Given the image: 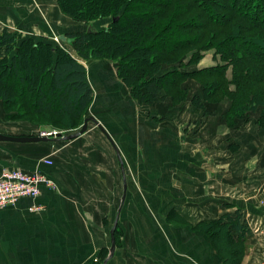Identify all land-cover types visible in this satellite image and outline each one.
Here are the masks:
<instances>
[{
	"label": "rangeland",
	"instance_id": "374dc122",
	"mask_svg": "<svg viewBox=\"0 0 264 264\" xmlns=\"http://www.w3.org/2000/svg\"><path fill=\"white\" fill-rule=\"evenodd\" d=\"M259 3L264 5V0ZM62 4L61 0H0V31L9 29L15 33L20 47L18 51L3 54L2 57L10 64L14 55L16 57L21 54L26 68L41 64L45 59H49L52 64L66 55L74 57L87 67L94 89L93 101L80 119H60L49 113H32L27 93L19 89L21 83L12 72L9 76L13 80L14 93L8 103L0 97V128L6 131L9 129L5 123L27 122L35 126L31 133L34 136H39L44 131H59L60 141L55 144L62 154L69 149L74 150L75 144L79 142L72 154V170L80 167V162L86 160L93 175L84 183L75 185L74 193L64 191L63 186L50 175L55 186L51 192L41 196L42 202L36 204L40 207L33 211L35 214L45 209L46 216L43 218H32V213L23 212L21 206L0 209V257H13L14 247L18 252L22 248L20 254L25 253L32 259L41 251L46 255H72L74 250L66 248H27L28 236H33L34 242L39 240L37 237L43 238V224L51 232L49 235L56 237L55 241H66L67 233L58 232V225L65 224L64 221L68 219L76 221L78 228L83 219L93 225L90 221L96 223V219L103 217L100 213L105 216L102 226L91 227L93 231L88 236L92 235L90 239H93V243L81 252L76 249L75 264H92L96 260H100L101 264L105 261L107 264H150L148 243L142 241L139 246L138 240L134 243L133 237L138 236L134 227L146 224L188 226L190 246L194 236L197 237L198 244L203 237L204 249L199 247L198 253L200 256L204 253L205 264H216L217 259L222 264H242L249 253L250 240L260 246L263 255L261 237L251 228V235L246 241H241L227 218V214L234 213L237 208L242 209L245 219L257 209L264 210V62L251 63L254 52L250 53L254 50L264 56L262 28H253L252 34L240 27L236 29L241 23L247 24L239 18H233L228 26L214 24L212 28L217 36L214 32L213 35L210 31L205 33L207 29L194 31L187 28L182 32L183 39H201L203 43L179 52L182 57L176 62H163L157 66H150V54L147 56L143 55L144 52H134L139 61L133 62L134 56L127 59L136 67L135 75L138 76L135 80L121 74L120 69L123 67L117 57L126 54L120 53V47L119 50L115 46L109 48L107 53L104 49V57L85 59L72 43L60 37L72 32L86 33L89 26L95 30L107 28L114 19L110 16L92 20L90 25L64 11ZM192 4H197L198 7L185 8L187 1L181 4V9L191 10L182 18L176 17L180 22L182 19L188 20L186 23L190 26H200L198 21L212 20L209 19L208 12L211 16L213 14L220 17L228 14L230 7L226 0H192ZM177 5H180L178 0H174L172 9L167 13L169 17ZM162 8L164 7L150 3L146 9L150 11L148 14L154 16ZM237 10L239 11L238 8ZM262 15L264 18V12ZM201 32L206 35L201 37ZM234 37H240L242 41ZM245 40L256 42L252 50ZM119 43L122 47L134 44L137 48L141 41L136 36H130L123 40L119 38ZM114 52L116 53L113 54ZM142 59H145V63ZM153 77L158 78L155 81H162L164 88L160 92L164 99L154 103L139 102L133 95L134 89L142 83L140 79L146 81ZM103 101L108 106L100 105ZM116 107H119L116 112H120V116L116 113L113 117L111 113ZM91 115L106 121L120 119V124L114 126V131L120 129V133L136 122L149 120L151 129L157 134L163 133L162 140L165 142L162 143V149L150 151L156 155H151L150 158L153 165L157 169L169 165L174 168L170 172L184 171L189 167V174L202 176L204 181L192 186H164V190L160 187L157 192L166 194V188L170 192L174 188L173 191L176 190L183 196V202L165 209L167 205L165 206L164 201H159L153 212L154 208L150 209L147 199L143 197V192L149 188L145 183L148 181V168L139 173L133 167L135 160L126 157L124 164L128 192L120 210L124 177L115 157V163H110L102 154V146H109L113 151L103 133L90 121L88 131L84 132L81 139L74 143L72 140L75 137L70 138V135L81 129L85 118ZM157 141L160 143L161 138L158 137ZM93 143L97 144L96 147L91 145ZM191 146L196 153L190 152ZM203 151L205 155L201 154ZM57 159L60 160L58 163L66 162L64 159ZM139 160L145 164L141 158L136 159V162ZM169 200L173 203L172 199ZM95 206L98 208H93ZM118 213L120 217L117 220ZM26 227H34L36 232H30ZM141 235L147 236V233ZM113 239L115 251L111 257ZM196 253L195 248V253L190 251L188 255L195 258Z\"/></svg>",
	"mask_w": 264,
	"mask_h": 264
},
{
	"label": "trees",
	"instance_id": "16d2710c",
	"mask_svg": "<svg viewBox=\"0 0 264 264\" xmlns=\"http://www.w3.org/2000/svg\"><path fill=\"white\" fill-rule=\"evenodd\" d=\"M61 1H63L62 9L64 11L72 14L77 20L89 22L90 25L92 20H102L110 16L114 19L110 27L107 28L95 30L89 26L90 28L86 33L72 32L65 35L70 40L67 41L72 43L77 52L85 59L104 57L106 56L104 51L107 53L109 48L115 46L116 50H119L120 47V53L124 52L126 55L122 54L124 58L119 55L117 60L121 61L120 63L123 67L122 70L120 69L122 76L128 77V79L134 78L137 80L136 76H138L135 75L137 73L136 67L127 59L128 57H133L135 55L134 52H144L143 55L147 56L150 54L149 56L152 57L149 58L150 66H157L163 62L174 63L179 57H182L180 56L181 52L201 45L203 43L201 39H183L181 37L183 30L187 28H191L194 31H205L207 29L205 33L210 31L213 35L214 29L212 26L214 24H219L221 27L228 26L234 20L233 18H239L247 24L243 25L241 23L243 26L237 25L236 29L240 27L242 28L241 30L252 34V29L258 27L262 28L261 30L264 32V18L262 15L264 5L259 3L262 0H226L230 3L229 13L220 17L213 14L211 16L208 12V17L212 20L198 21L200 26H195L194 24L190 26L186 23L188 20L182 19L180 22L176 18H182L189 13L191 9L186 10V7H198L197 4H192V0H178L180 5H177V8L172 10L170 17L167 13L172 9L174 0ZM185 1H187V6L181 9V4L185 3ZM150 3L158 7L163 6L164 8L155 12L153 16L148 14L147 12L150 11L146 9ZM131 7H134V9L132 10ZM237 8L239 11H236ZM205 33L201 32L199 35L202 37L206 35ZM214 33L217 36L216 32ZM130 36H136L140 39L141 43L139 46L137 48L134 44L120 46L119 38L123 40ZM240 37H242V34H240ZM240 37L234 38L242 41ZM245 41L249 42L252 50L256 42H253V40ZM19 49L18 37L15 33L9 29L0 31V97L4 102L8 103L10 96L14 93L13 80L9 76L13 72L18 77L19 83H21L19 89L27 93L26 98L32 113H49L60 119L69 117L82 118L94 98V89L89 80L85 64L74 57L66 55V57L60 58L52 64H50L49 59H45V62L41 64L31 67L27 66L28 68H26L24 67L21 54L16 57L14 55L10 64L2 57L3 54H11ZM247 49L249 51V48ZM253 52V57L255 58L249 56L253 59L251 63L264 62L262 53L254 50L250 53ZM137 58L138 56H134L132 61L137 63L139 61ZM145 59H142L143 63H145ZM120 63L118 64L120 65ZM23 68L24 70L22 71ZM157 79L155 77L146 81L140 79L142 83L134 89V97L142 103H154L163 100L164 96L160 90L164 88V85L161 80L155 81ZM227 218L236 236L241 241H246L248 236L251 235V228L248 220L244 218L242 209L237 208L234 213L229 212ZM92 264H101V262L96 260Z\"/></svg>",
	"mask_w": 264,
	"mask_h": 264
},
{
	"label": "crops",
	"instance_id": "0c3cea01",
	"mask_svg": "<svg viewBox=\"0 0 264 264\" xmlns=\"http://www.w3.org/2000/svg\"><path fill=\"white\" fill-rule=\"evenodd\" d=\"M100 105L108 106L105 101L100 103ZM118 109L119 107H116L115 109L112 110L111 115L113 117L116 115V113L118 116H120V112H116L118 111ZM98 120L116 143L119 151L123 156V160L126 157H129L131 160H135L134 161L135 163H133V167L136 170H138L139 173L142 171V169L148 168V178H147L148 181L145 183L146 185L149 186V188L148 190L143 192V197L147 199L149 208L150 209L152 207L154 208L153 212H155L156 202L164 201L163 203L165 204V206L167 205L165 209L167 208L169 209L173 205L178 204V202L179 203L183 202V196L180 193H177L176 190L173 191L174 188L171 189V192L169 189L166 188L165 189V191L167 192L166 194V193L157 192V189H159L160 187L162 190H164V186L170 187L173 184L175 185V187L183 186L187 184L189 186L190 185L192 186V185H198L200 182L204 181V178L202 176L195 177L192 176V174H189L188 172V170L190 169L189 167H186V170L184 171L180 170V171L170 172V170H174V168L169 165L165 167L160 166V169H157L153 165V163L150 161V158L151 155L152 156H156V155L151 153L150 151L151 150L156 151L157 149L159 150V148L162 149L163 146L162 143L165 144V142L162 140L164 138V137L162 138V136H164L163 133L161 134H157V132L155 133V130L151 129V124L149 120H144L141 123L136 122L132 126L130 125L128 129L123 131L122 133H120V129L119 131L117 130L114 131V129H116L114 126L116 124H120V119L116 121H106L104 120V118L101 119L98 118ZM5 125L9 130L5 131L0 128V133L12 135V136H34L31 134L35 127L33 124L27 122L26 123L12 122V123H5ZM98 128L100 129L101 133H103L106 140L113 149V151H111L109 146H106V148L105 146H102V154L109 160L110 163H115L114 162V157H115L116 161H118L120 165V172L122 177H124V183L125 182L127 183L126 181L127 172L126 175L124 176L121 169V162L118 158L117 152L112 142L99 126ZM85 133H83L82 135H84ZM82 135L75 137L74 140L72 141L76 143V140L81 139ZM158 137L161 138L160 143L157 141ZM59 141L60 140L33 141V142L0 141V168L11 167V168L23 169L25 171L42 170L46 173L48 172L47 174L51 175L56 180V182L58 181L59 184L63 186L64 191L74 193L75 185L78 184L80 185L84 183L86 179H88V177H92L93 173L87 167L86 160L80 162L79 164L80 167L76 168L75 170H72V167H74L71 161L72 154L77 149L79 142L75 144L74 150L69 149L67 152H63L62 154L61 150L58 147H56L57 144H55ZM91 145H94L96 147L97 144L93 143ZM190 149L192 150L190 151L192 153L194 151L193 150L194 147L191 146ZM194 153H196V150L194 151ZM138 154L140 157H138ZM201 154L205 155L204 151ZM50 155H53L54 158ZM46 158H51L53 160V164L49 165L45 163L44 159ZM57 158L64 159L66 161L65 164L58 163V161L60 160H58ZM140 158L143 161H145L144 165L140 160L139 162H136V159L138 160ZM125 169H126V165H125ZM153 171L155 173H153ZM190 175L192 177H189ZM124 183H123V194H124ZM151 186H154L153 190L151 189ZM195 189L197 190V188ZM188 190L189 189L187 188V191ZM190 191H192V189H190ZM48 192H51V190L44 188L41 196L43 197V194H46ZM172 192L173 195L171 196ZM140 194H142V192ZM41 196L39 199H32V198L21 199L15 206H9L8 208L21 206L23 208L22 209L23 212L27 211L29 213L30 212L32 213V214L30 213L31 214L30 216L32 218H36V219L43 218L46 216L45 209L35 214H33V211L30 210L32 206L36 204H40L42 202V201L40 202V199L42 198ZM169 199H172L173 203ZM186 201H188V199ZM93 208H98V207L95 206ZM263 213L264 210L261 208L260 210L257 209L252 214L261 215ZM100 215L105 217L102 213H100ZM103 217L96 219V223L90 221V223L93 225H89V222L83 219L82 221L79 222V224H82L80 225V228H78V224L76 221L69 219L64 221L65 224H62L61 226L59 225L57 226V231L61 233L64 232L65 234L67 233L66 241H62V242L55 241L56 237L53 236V234L52 236H50L49 234L51 232L45 229V225L43 224H42L43 226L42 229L44 231L43 238L37 237L39 240L34 242L33 239L34 237L28 236L27 241L29 245H26L27 248L32 246L34 248H42V249L52 248L57 250L66 248L68 250L71 249L74 250L72 255L66 253L46 255L43 251H41L39 252V255L35 259H32L26 256L25 253L20 254L22 253V248L18 252L16 251V247H14L13 248L14 256L0 257V264H75L76 249L80 250L81 252L84 249L88 248L93 243V239H90V237L92 238V235L88 236V234L91 233V231H93L91 228L92 226H97V227L102 226ZM50 228L53 227L50 226ZM26 229L30 232H36L34 227H26ZM134 229H137L138 232V236L136 237L133 236L134 243L137 242V240L139 246H141L142 241L144 243L145 242L148 243L150 264H205V257L203 251H202L203 254L201 256L198 253L199 247L201 248V250L204 249L205 244L203 237H201L202 240L200 244H198L197 237L194 236L192 238V246H190L189 227L186 225H179V226L174 225L169 227L168 225L158 226L155 224L154 225L146 224V225L134 227ZM45 233L47 235H45ZM146 233L147 236L141 235ZM41 239L43 241H41ZM96 240L98 241L97 238ZM248 243H249V247H248L249 253L246 257H244L242 264H261L263 260V255L260 252V246H256L254 242L252 243L251 240ZM195 248L197 250V253L195 254L196 257L195 258L190 257L188 255L189 252L193 251L195 253ZM117 264H120V262H117ZM216 264H222V262L217 259Z\"/></svg>",
	"mask_w": 264,
	"mask_h": 264
},
{
	"label": "built area",
	"instance_id": "2783aa9c",
	"mask_svg": "<svg viewBox=\"0 0 264 264\" xmlns=\"http://www.w3.org/2000/svg\"><path fill=\"white\" fill-rule=\"evenodd\" d=\"M59 133L57 130L42 132L39 136L56 137ZM44 162L51 165V158L44 159ZM55 186L53 178L42 170L25 171L19 168L3 167L0 168V209L15 206L21 199L32 198L38 199L44 188L52 190ZM40 206L34 205L31 211H36ZM250 228L261 237L263 246L264 264V213L261 215L251 214L247 216Z\"/></svg>",
	"mask_w": 264,
	"mask_h": 264
},
{
	"label": "water",
	"instance_id": "95a60500",
	"mask_svg": "<svg viewBox=\"0 0 264 264\" xmlns=\"http://www.w3.org/2000/svg\"><path fill=\"white\" fill-rule=\"evenodd\" d=\"M62 39L64 40H68L66 35L63 34L60 36ZM70 41V40H68ZM92 121L94 123H96L102 130L103 132L108 136V138L110 139V141L112 142L116 152H117V155H118V158L121 162V169H122V172H123V175L125 176L126 175V169H125V164H124V160H123V156L121 154V152L119 151L116 143L114 142V140L112 139V137L110 136V134L105 130V128L103 127V125L98 121V119L91 115L87 118H85L84 120V123L81 127L80 130H78L77 132L73 133L72 135H70V138L72 137H77L79 135H82L84 132L87 131L88 127H89V122ZM60 134H58L56 137H46V136H12V135H8V134H3V133H0V141H17V142H33V141H51V140H60ZM127 190H128V184L125 182L124 183V194L121 198V201L119 203V208L121 210L122 206L124 205V202L126 200V196H127ZM119 213L117 215V220L119 218ZM115 241L113 239V246H112V250H111V257H112V254L114 253L115 251ZM104 264H107V261L104 262Z\"/></svg>",
	"mask_w": 264,
	"mask_h": 264
},
{
	"label": "bare ground",
	"instance_id": "6f19581e",
	"mask_svg": "<svg viewBox=\"0 0 264 264\" xmlns=\"http://www.w3.org/2000/svg\"><path fill=\"white\" fill-rule=\"evenodd\" d=\"M53 1V0H52ZM47 3V2H46ZM53 8V7H52ZM49 11V10H48ZM54 11V10H53ZM51 12V11H50ZM58 16H59V14H58ZM64 18H66V17H64ZM59 19V18H58ZM54 20V19H53ZM64 20H67V19H64ZM66 22H68V20L66 21ZM65 23V22H64Z\"/></svg>",
	"mask_w": 264,
	"mask_h": 264
}]
</instances>
